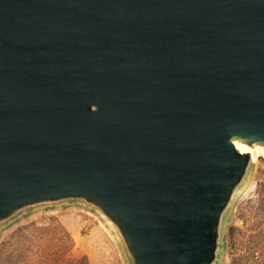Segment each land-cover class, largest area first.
Returning <instances> with one entry per match:
<instances>
[{
  "label": "water",
  "instance_id": "95a60500",
  "mask_svg": "<svg viewBox=\"0 0 264 264\" xmlns=\"http://www.w3.org/2000/svg\"><path fill=\"white\" fill-rule=\"evenodd\" d=\"M264 147V0H0V223L81 200L131 264H214Z\"/></svg>",
  "mask_w": 264,
  "mask_h": 264
},
{
  "label": "rangeland",
  "instance_id": "374dc122",
  "mask_svg": "<svg viewBox=\"0 0 264 264\" xmlns=\"http://www.w3.org/2000/svg\"><path fill=\"white\" fill-rule=\"evenodd\" d=\"M251 164L222 218L214 264H264V155ZM0 264H131L118 231L81 200L24 208L0 223Z\"/></svg>",
  "mask_w": 264,
  "mask_h": 264
},
{
  "label": "bare ground",
  "instance_id": "6f19581e",
  "mask_svg": "<svg viewBox=\"0 0 264 264\" xmlns=\"http://www.w3.org/2000/svg\"><path fill=\"white\" fill-rule=\"evenodd\" d=\"M234 147L235 149L241 153V154H248L247 151L248 150H257L258 149V152L257 154L254 156V160L256 161L257 158L262 155H264V147H260V146H255V147H248L247 145L245 144H242L240 142H234ZM249 155V154H248ZM251 159V158H250ZM252 162V161H251Z\"/></svg>",
  "mask_w": 264,
  "mask_h": 264
}]
</instances>
